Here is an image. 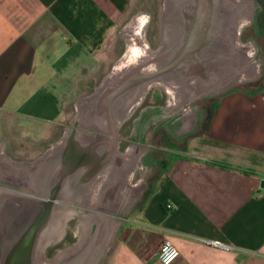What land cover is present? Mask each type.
<instances>
[{"label": "crops", "instance_id": "obj_1", "mask_svg": "<svg viewBox=\"0 0 264 264\" xmlns=\"http://www.w3.org/2000/svg\"><path fill=\"white\" fill-rule=\"evenodd\" d=\"M143 14L150 19L139 42ZM151 19L152 11L134 7L133 0H0V187L45 194L12 183L27 177L4 157L32 162L31 171L42 170L37 182L48 184L45 195L58 185L63 201L69 180L91 190L109 169L120 178L125 153L120 143L132 140L139 153L142 148L135 168L142 187L128 201L127 191L119 197L122 216L97 264H164L157 251L165 237L180 249L169 264H264V67L256 79L218 95L174 101L166 85L186 83L192 69L186 66L185 80H168L160 76L170 71L165 59L194 56L193 63L206 65L197 68L206 70L211 58L186 50L155 54L125 68L88 107L86 115L107 117L111 131L75 118L78 101L104 83L129 48L137 50L143 42L153 50L160 46L153 44L158 37L150 32ZM150 80L141 101L116 127L111 117ZM138 120L140 133L134 134ZM68 127L66 147L50 154Z\"/></svg>", "mask_w": 264, "mask_h": 264}, {"label": "bare ground", "instance_id": "obj_2", "mask_svg": "<svg viewBox=\"0 0 264 264\" xmlns=\"http://www.w3.org/2000/svg\"><path fill=\"white\" fill-rule=\"evenodd\" d=\"M255 9L256 5H254L253 0H165V8L162 17V42L160 46L153 50L148 48L146 42H143L142 46L137 49L138 51L136 49L133 50V47H131V49L129 48L125 53L124 58L116 64L114 70L107 76L104 83L100 85L93 94L88 97L81 98L78 101V112L75 118L82 125H91L100 130L108 131L109 129L111 131L107 117L104 118L99 115V118H101L99 121L96 119L97 117L90 118L91 115H86V113L88 107L92 106L95 101L106 95L109 87L112 83L117 81V78H119V80L122 78L123 72L126 71L125 68L138 63L141 58V61H143L155 54L166 55L169 53L171 54L173 51L186 50L192 55L195 50H202L206 48L210 49L212 45L219 44L220 49L221 44H224V50L228 47L232 48L234 44L235 46H239L240 42L238 39L237 43H233V41L236 40L235 38H238V34L241 32L242 28L251 22ZM144 18L145 15L143 14L136 29L138 35L137 39L138 41L140 40L139 42L144 41V29L146 26L143 23ZM173 38L178 41L177 49H175ZM249 46L250 49L248 50V55L253 57L257 49L252 45ZM225 59L226 58L223 54L218 56V58L215 57L206 63L207 67L209 66L214 71H218L221 68V64L225 62ZM198 63H200L201 68L202 65L206 66L203 62H199L198 59L195 63L191 61L187 62V66L191 67L192 70L190 73L191 79H189L186 83H178L175 86L173 84H165L172 100H174L173 98L177 99V97L182 100H188L196 95H201L208 90L210 85L202 83V77H200L199 81L196 79L197 75L200 76V70L195 65ZM259 65L260 59L254 64L251 75L240 74L236 77L240 80L248 79L253 76L256 77L259 73ZM150 83L151 80L144 87L139 89L135 96H132L129 100L125 101L123 104L126 105H122L121 110L116 111V114L111 117L116 127H118L122 121L129 116L134 107L141 101ZM87 117H89V119H87ZM102 118L105 119V123ZM137 124V129L134 134L140 133L138 130V126L140 124L139 120L137 121ZM71 130V127H68L63 138L56 142L49 150L50 154H52L53 151L60 150V147L61 149L62 147H66L68 141L70 140ZM75 138L77 141L82 139V132L78 131ZM103 143L105 146L108 142L103 140ZM138 148L139 146L135 142H131L125 148V155H129L132 158L129 162L131 166L128 167L130 168L129 170L131 171V176L135 168L139 166V155L141 154L142 148H140V153L138 152ZM4 162L7 165H17L19 167H23L22 174L27 177L24 181L12 180V183L20 185L25 189L34 190L39 187V191H44V193L47 194L48 184H40L37 182L38 176L42 173L40 166L37 170L31 171V169L27 166L31 165L32 162H13L5 157ZM113 171L115 172L114 168L105 171V175L109 173V176L105 177L103 181H99L98 184L94 186V189L91 190H88V187H85V185H82L80 182H75V180L65 182L61 193L64 198L63 201H76L75 203L80 205L97 209H107L111 211L118 210L117 207H119V197L130 188L127 182V180L130 179V174H128L127 177L125 175L124 178L122 175L125 173H122L121 177L118 178ZM130 171H127L126 174ZM73 178H76V175L71 177V179ZM141 187L142 184H138L136 189L137 193L141 190ZM13 192L15 191L0 187V202L2 200L1 197H15L14 195L9 194ZM131 201H129L128 205ZM76 216L79 219L77 229L81 230V234L73 246L62 248L60 250L58 253L60 256L79 250L89 234L88 231H90L88 229L89 219L87 218L88 216L82 212V209L78 207L67 208L58 204L53 210L52 217L47 225V241L49 242L60 241L66 233L67 220ZM96 220L98 221V225L100 223V230L104 240L102 243L98 241L99 246L97 245V252H91L89 255L81 258L79 264H97L99 258L105 251L106 246L116 232L118 222L114 218L109 216H100L99 218H96ZM88 237H90V234ZM69 262L67 264H69Z\"/></svg>", "mask_w": 264, "mask_h": 264}, {"label": "rangeland", "instance_id": "obj_3", "mask_svg": "<svg viewBox=\"0 0 264 264\" xmlns=\"http://www.w3.org/2000/svg\"><path fill=\"white\" fill-rule=\"evenodd\" d=\"M254 5H256V10L253 15V18L250 23L246 24L241 32L238 34V38H235L236 40L233 41V43H237V39L240 42L239 46H235V44L232 46V48L228 47L226 50L224 44H221V47L219 49L218 45H212L210 49H202V50H195L194 54L201 58L209 57L211 60L213 58H218V56H225V62L221 64L220 70L214 71L213 69L208 67L206 70H200L199 75H197V78L200 80V77H202V83H205V85H210L208 90L206 92L202 93L200 96H196L195 100H202L206 97V95L209 94H219L221 91L233 87L241 85V83L256 79V77H250L248 79L240 80L237 75L245 74V75H251L252 68L254 67V64L257 60L260 59V65H259V73H263V67H264V0H253ZM133 6L136 8H142L152 11V19L150 23V32L157 39L153 40V44H157L156 47L160 45L162 42V36H160L162 32V17L164 13L165 8V0H133ZM176 36V35H175ZM177 38V37H174ZM174 45L175 49H177L178 41L177 39H174ZM158 42V43H157ZM254 46L257 50L253 57H250L248 55V50L250 49V46ZM155 47V48H156ZM221 50V51H220ZM182 51V50H181ZM247 52V53H246ZM190 53V52H185ZM218 55V56H217ZM168 56L167 60L165 61L169 62V69L170 71L167 73H162L160 76H163L164 78L172 81H182L185 80V76L187 75V62L186 59L192 60L193 57L189 56H183L179 57L177 61H174L177 59V56L174 57ZM161 57V56H160ZM166 58V56H165ZM164 59V58H162ZM223 59V58H222ZM156 66V65H155ZM154 66V67H155ZM177 66V67H176ZM182 66V67H181ZM188 67V66H187ZM173 68V69H172ZM184 68V71H183ZM211 69V70H210ZM215 72H213V71ZM202 75V76H201ZM123 140L120 143V147L124 150L125 147L131 142ZM138 142V141H137ZM121 171L123 173H126L130 168H128V164L131 161V157L128 155H125V153L121 154ZM126 169L127 171H123ZM129 174V172H128ZM127 176V174H126ZM128 184L130 187H134L140 183V172L138 170H134V173L130 174ZM136 194V190L130 189L127 191V200H130L134 195ZM132 195V196H131ZM76 201H73L71 203H68L66 201H61L60 205H63L64 207L71 208V207H78L82 209V212H84L88 217V229L90 231V237L89 234L87 235L86 240L82 243L81 247L78 251L70 252L65 254L64 256H60L58 253L62 248L73 246L75 241L79 238L81 234V230L77 229L79 219L76 217H72L67 220L66 222V233H65V240H60L58 242H49L47 241V226L41 231L40 238H39V244L37 246V252L38 255L41 258L42 264H67L69 261V264H79L81 261V258L89 255L91 252H97L99 246V242L102 243L104 240V237H102V233L100 230V223L98 225V221L96 218H99L100 216H109L111 218H114L117 222H119V219L122 216V212H119V209H122V207H118V210H105V209H96L91 207H85L82 205H79L78 203H75ZM127 203V202H126ZM125 204V203H124ZM122 205V204H121ZM120 205V206H121ZM100 215V216H98ZM50 244H49V243ZM49 244V245H48ZM56 245V247L54 246ZM51 247H54L51 249ZM84 247V248H83ZM81 251V252H80Z\"/></svg>", "mask_w": 264, "mask_h": 264}, {"label": "flooded vegetation", "instance_id": "obj_4", "mask_svg": "<svg viewBox=\"0 0 264 264\" xmlns=\"http://www.w3.org/2000/svg\"><path fill=\"white\" fill-rule=\"evenodd\" d=\"M9 194L15 197L0 202V264H42L37 246L53 214V207L47 209L48 195Z\"/></svg>", "mask_w": 264, "mask_h": 264}, {"label": "built area", "instance_id": "obj_5", "mask_svg": "<svg viewBox=\"0 0 264 264\" xmlns=\"http://www.w3.org/2000/svg\"><path fill=\"white\" fill-rule=\"evenodd\" d=\"M170 206V205H169ZM207 242H212L217 245H221L227 249L234 248L233 245L228 243H223L219 240H210L206 239ZM180 255V249L176 246L174 241L170 237H165L160 242L158 251H157V258L160 262L164 264H169L174 261Z\"/></svg>", "mask_w": 264, "mask_h": 264}, {"label": "water", "instance_id": "obj_6", "mask_svg": "<svg viewBox=\"0 0 264 264\" xmlns=\"http://www.w3.org/2000/svg\"><path fill=\"white\" fill-rule=\"evenodd\" d=\"M112 136L111 137V141L113 142L115 140V135H116V131L115 129H112ZM17 193H23V192H17ZM27 194V193H26ZM58 185L56 186H53L51 191L48 193V197L46 198L47 199V209H50V207L52 208L53 207V210L56 206V204L60 203L61 201L58 199Z\"/></svg>", "mask_w": 264, "mask_h": 264}, {"label": "clouds", "instance_id": "obj_7", "mask_svg": "<svg viewBox=\"0 0 264 264\" xmlns=\"http://www.w3.org/2000/svg\"><path fill=\"white\" fill-rule=\"evenodd\" d=\"M149 17H147L146 15H145V18H144V21H143V23L146 25L148 22H149Z\"/></svg>", "mask_w": 264, "mask_h": 264}]
</instances>
